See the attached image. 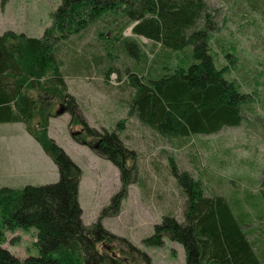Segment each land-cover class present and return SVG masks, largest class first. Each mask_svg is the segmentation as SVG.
Masks as SVG:
<instances>
[{
    "label": "trees",
    "instance_id": "16d2710c",
    "mask_svg": "<svg viewBox=\"0 0 264 264\" xmlns=\"http://www.w3.org/2000/svg\"><path fill=\"white\" fill-rule=\"evenodd\" d=\"M92 28L100 32L103 57L100 51L80 53L70 47ZM215 29L205 0H62L42 37L13 31L0 35V124H25L60 177L55 183L21 189L0 186V264H153L146 252L102 223L120 211L129 186L140 183L138 158L118 133L88 126L77 100L67 92L62 46L71 49L69 59L76 58L74 68L70 66L74 74L89 71L93 63L106 68L107 57L133 63L139 72L126 69L124 80L131 92L129 115L184 145L193 136L238 127L245 110L256 109L251 96L226 77L230 69L216 64L211 48ZM126 30L133 35L125 36ZM138 37L150 45L143 46ZM173 54L182 55L176 57V66L167 67L165 61ZM79 59L84 63L77 64ZM149 65H161L164 73L146 76ZM112 72L109 68L105 74ZM46 96L53 105L64 103L87 136L101 139L94 152L120 171L121 190L90 225L83 222L79 202L82 170L49 134L53 114L47 111ZM171 172L187 197L183 219L174 212L164 216L145 240L147 245L161 246L166 238L177 242L185 249L186 264H264V169L257 193L242 197L235 192L231 200L206 194L202 182L176 164ZM32 226L38 230L39 256L20 259L3 247L7 230Z\"/></svg>",
    "mask_w": 264,
    "mask_h": 264
},
{
    "label": "rangeland",
    "instance_id": "374dc122",
    "mask_svg": "<svg viewBox=\"0 0 264 264\" xmlns=\"http://www.w3.org/2000/svg\"><path fill=\"white\" fill-rule=\"evenodd\" d=\"M61 3L62 0H0V35L13 31L42 37L52 25L53 15ZM205 3L216 26L211 36L215 62L218 67L230 69L226 77L236 81L251 96L256 109L255 112L245 110L240 126L225 127L213 135L193 136L184 145L129 115L131 92L124 88L125 70L139 71L126 58L113 61L107 57L106 68L93 63L83 74L71 71L70 66L74 68L76 61L74 57L69 59L71 49L80 53L100 51L104 56L97 29L92 28L83 41L70 45L71 49L68 45L62 46L63 66L69 72L65 78L67 92L77 100L88 126L99 132L118 133L138 158L140 183L129 186L120 211L105 217L102 223L112 234L126 238L146 252L153 264H186L181 244L168 238L157 247L145 243L154 234L155 225L167 214L174 212L179 220L183 219L187 197L171 172L172 164L200 180L206 194H223L230 200L235 192H240L242 197L248 191L257 193L263 178L264 0H205ZM106 28H101L102 32L107 33ZM123 34L133 35L130 30ZM138 39L143 46L150 45L148 39ZM144 49L151 55L150 47ZM181 55H170L165 65L176 66V57ZM83 63L79 59L77 64ZM79 65L76 69H82ZM109 68L116 72L108 77L105 72ZM163 73L161 65H149L144 71L150 77ZM120 75L122 81H119ZM44 101L47 111L53 114L49 119L50 136L82 170L79 202L83 222L90 225L121 190L120 171L94 152L92 147L99 145L101 139L87 136L84 126L75 122V116L64 103L53 105L49 96ZM61 109L64 113L58 115ZM59 178L58 167L29 134L25 124H0V186L21 189L26 185L55 183ZM37 235L35 226L7 230L3 247L20 259L39 256Z\"/></svg>",
    "mask_w": 264,
    "mask_h": 264
},
{
    "label": "water",
    "instance_id": "95a60500",
    "mask_svg": "<svg viewBox=\"0 0 264 264\" xmlns=\"http://www.w3.org/2000/svg\"><path fill=\"white\" fill-rule=\"evenodd\" d=\"M64 113V109H61L60 111L57 112L58 115H61Z\"/></svg>",
    "mask_w": 264,
    "mask_h": 264
},
{
    "label": "bare ground",
    "instance_id": "6f19581e",
    "mask_svg": "<svg viewBox=\"0 0 264 264\" xmlns=\"http://www.w3.org/2000/svg\"><path fill=\"white\" fill-rule=\"evenodd\" d=\"M153 41V40H152ZM258 232V231H257ZM259 233V232H258Z\"/></svg>",
    "mask_w": 264,
    "mask_h": 264
}]
</instances>
